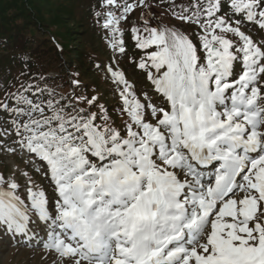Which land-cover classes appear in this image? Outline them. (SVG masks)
<instances>
[{
    "label": "snow or ice",
    "instance_id": "1",
    "mask_svg": "<svg viewBox=\"0 0 264 264\" xmlns=\"http://www.w3.org/2000/svg\"><path fill=\"white\" fill-rule=\"evenodd\" d=\"M97 7L112 56L96 68L119 103L79 73L67 91L30 79L3 92L0 152L32 171L0 172V239L38 241L53 264H264V0ZM126 35L143 99L114 66Z\"/></svg>",
    "mask_w": 264,
    "mask_h": 264
},
{
    "label": "trees",
    "instance_id": "2",
    "mask_svg": "<svg viewBox=\"0 0 264 264\" xmlns=\"http://www.w3.org/2000/svg\"><path fill=\"white\" fill-rule=\"evenodd\" d=\"M87 0H0V71L5 70V81L0 83V89L7 91L24 74L28 80L41 78L49 70L43 69L45 63H40L39 58L50 51L55 58L50 63L59 64L60 71L64 72L72 65V60L77 62L78 68L88 70L91 60L86 56L92 54L90 47L84 44L78 34V28L85 21L91 23L89 12L92 8H81ZM46 5L50 18L45 15L42 8ZM97 7V4L95 5ZM85 14V19L80 21L76 16ZM53 18V20L51 19ZM71 21H70V20ZM93 22V21H92ZM55 25L58 29H53ZM48 27L51 39L54 32L60 35L53 41L48 34L38 33L39 26ZM47 30V31H48ZM84 31V30H82ZM40 41V42H39ZM39 42V43H37ZM37 43V46L34 44ZM55 43V44H54ZM57 45L60 48H57ZM65 62H68L66 67ZM16 67H21L22 72H15ZM88 75V74H87ZM85 81V80H84ZM88 85V82H84ZM42 85V84H41Z\"/></svg>",
    "mask_w": 264,
    "mask_h": 264
},
{
    "label": "rangeland",
    "instance_id": "3",
    "mask_svg": "<svg viewBox=\"0 0 264 264\" xmlns=\"http://www.w3.org/2000/svg\"><path fill=\"white\" fill-rule=\"evenodd\" d=\"M151 2L153 4H157V0H151ZM96 4L97 0H87L83 3L81 7L83 9L91 8L92 6L90 12L88 13V16L89 18H92L93 22L91 21V23H89V21H85L82 27L78 28V34L76 35L80 36L84 44L90 47L93 52L92 54L86 56L88 60H91V67L88 70L86 69L85 72V69L78 68L77 62L75 60H72V65L70 67L67 66L68 62H65V65L68 68L67 70L62 72L60 71V67H58L59 64H57L56 66L55 63L49 62V60L53 57L55 58L56 55L55 52L50 51L48 54H43L39 58L40 63H45L44 67H41L40 69H48L49 72L43 77L41 76L43 78V81L38 79L39 77L32 79L34 81L41 82V86H44V84L46 83L47 86L56 88L57 91H67L69 88V74L79 73V79L82 84H84V82H88V85L84 84L87 86L88 93L93 94V90H95V94L99 95V102L101 104H104L111 111L113 105H118L119 97L114 94L115 89L111 81L106 79L105 74L101 71H98L96 68L97 64L103 65L106 63H110V57L112 56L111 49L106 46L104 33L96 23L95 11L99 10L98 7H95ZM42 8L46 11L45 15L50 18L49 12L46 10V5H44V7ZM153 11L156 13V16L159 18L161 23H177L175 20L171 19L169 15L166 14L164 7L157 6L153 9ZM76 17L83 22V20L85 19V14H78ZM139 17L140 10L138 9L129 19L130 21L138 20ZM51 19L53 20L52 17ZM51 25H53V23ZM126 27H128L127 24ZM184 27L186 28L187 26ZM39 28L40 29L38 30V33H40L41 35H45L47 33L50 39L51 28L58 29L55 25H53V27H50V31L48 30V27H44L41 25L39 26ZM54 34H56V37L60 40V35L57 33V31L54 32ZM56 37L53 35L51 40L53 41ZM254 38L259 39L260 37L256 36ZM125 40L127 43L128 55L118 56L117 64H115L114 66L119 67L125 72L127 79L135 85L137 89V95H141L140 90L142 88L152 94L151 85L146 80L144 73L137 69L135 67V64L130 61V57H132L133 59H138L139 56L142 55V53L140 52V50L134 48V42L131 41L128 35L125 36ZM37 43L34 44V47L35 45L37 46ZM52 53H54L55 55L51 56L50 54ZM20 68L21 67H16L15 72H22L23 69L20 70ZM6 73L5 70L0 71V83H3L5 81L4 75ZM22 76L23 75H20L19 80H17L14 84H18L20 81H28V79ZM2 96L3 92H0V97ZM141 98L143 99L142 95ZM108 103H112V105H108ZM30 159L32 158L27 155H11L0 152V172L10 174L17 166L20 169H27L31 172L32 165L27 163V161H29ZM37 163L39 164L41 162L38 161ZM35 178L40 184L43 185L45 191L51 198L54 195V192L48 185V183L41 179L39 175H36ZM44 257L45 251L41 246H38V248H35V246L31 247L29 245H26L23 241L19 244H10L7 239H0V264H53L54 257Z\"/></svg>",
    "mask_w": 264,
    "mask_h": 264
}]
</instances>
